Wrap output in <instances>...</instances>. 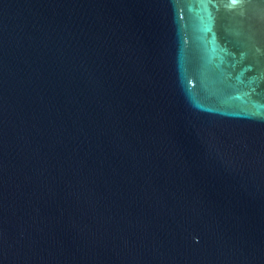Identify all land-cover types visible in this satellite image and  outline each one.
Wrapping results in <instances>:
<instances>
[{
    "label": "water",
    "instance_id": "1",
    "mask_svg": "<svg viewBox=\"0 0 264 264\" xmlns=\"http://www.w3.org/2000/svg\"><path fill=\"white\" fill-rule=\"evenodd\" d=\"M0 264H264V0H0Z\"/></svg>",
    "mask_w": 264,
    "mask_h": 264
},
{
    "label": "clouds",
    "instance_id": "2",
    "mask_svg": "<svg viewBox=\"0 0 264 264\" xmlns=\"http://www.w3.org/2000/svg\"><path fill=\"white\" fill-rule=\"evenodd\" d=\"M232 4L235 5L239 2V0H231Z\"/></svg>",
    "mask_w": 264,
    "mask_h": 264
}]
</instances>
